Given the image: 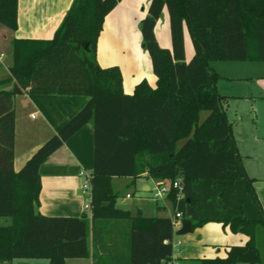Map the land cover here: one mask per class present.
Segmentation results:
<instances>
[{
    "label": "trees",
    "instance_id": "16d2710c",
    "mask_svg": "<svg viewBox=\"0 0 264 264\" xmlns=\"http://www.w3.org/2000/svg\"><path fill=\"white\" fill-rule=\"evenodd\" d=\"M121 1L73 0L51 39L11 40L5 82L13 80L15 87L0 92V218L9 219L0 225V264L13 259L66 264L67 259L89 256L93 264L169 260V219L116 217L125 212L115 208L118 194L112 179L135 180L143 173L156 181H180L181 188L171 189L167 198L192 229L214 222L248 237L244 245L230 247L224 258L196 264H264L258 248L264 212L237 150L224 108L227 98L216 90L219 76L209 66L250 59L253 35L257 58L264 60V0H150L140 32L156 86L142 80L132 95L123 93L118 67L101 68L96 61L104 19ZM164 8L171 50L160 48L154 35ZM17 10L18 0H0V25L15 31ZM185 25L195 51L189 62ZM21 90L85 96L88 101L14 172L13 96ZM88 123L94 130L90 217L36 213L40 166Z\"/></svg>",
    "mask_w": 264,
    "mask_h": 264
},
{
    "label": "crops",
    "instance_id": "0c3cea01",
    "mask_svg": "<svg viewBox=\"0 0 264 264\" xmlns=\"http://www.w3.org/2000/svg\"><path fill=\"white\" fill-rule=\"evenodd\" d=\"M73 0H18L17 29L9 30L0 25V92H10L14 89L13 80L6 81L9 76V67L12 63L11 40L51 39L60 25L65 13ZM150 0H122L105 17L103 29L98 37L96 61L101 68L118 67L122 75L123 93L132 95L135 86L145 80L151 88L156 86V77L151 71L148 53L145 51L140 32L141 21L147 14ZM121 33H125L122 36ZM155 39L160 48L171 50V29L167 8H164L161 17L154 27ZM123 37L124 39H121ZM185 61L189 62L194 56V47L186 25L183 31ZM252 57L244 61H213L240 63V75L231 77L211 68L223 79L237 80L255 85L253 80L264 79L260 75L262 66H248L251 63H264L257 58L254 35L249 39ZM9 57V60H8ZM233 67V66H229ZM228 67V68H229ZM254 69V70H253ZM231 70V68H230ZM221 83V82H220ZM260 83V82H258ZM264 87V85H263ZM239 87H237L238 89ZM216 85L217 92L224 97L237 101L255 98L254 89L241 90ZM85 96L68 95H37L21 90L13 96L14 113V143H13V170L18 172L32 157L37 149L87 103ZM228 121L232 125V133L237 150L247 176L253 180L252 187L257 200L264 212V134L257 131V124L241 126V108L236 104L229 117L228 102L224 103ZM94 159V130L92 124L84 125L55 151L39 168L40 192L39 205L36 213L45 217H75L84 213L87 198L82 194L81 177L84 170L91 173ZM115 179H125L127 182L113 183ZM150 183V184H149ZM161 183L141 174L135 180L132 178L112 179V188L118 194L115 208L125 212L117 218H169L172 215L171 202L164 198L160 202H147V198H133V192L127 188L140 184L143 192H151L155 185ZM126 189V190H125ZM125 190V191H124ZM130 195L129 198L126 196ZM90 217V216H89ZM126 220L122 224L127 226ZM171 222V220H170ZM182 223V221H181ZM181 226L177 229V231ZM176 231V232H177ZM89 239L91 240V232ZM179 241L175 248L174 262L182 260L183 264H196V260L224 258L230 247L242 246L248 241L243 234H234L221 223H207L202 227L192 229L181 239L172 237L171 242ZM168 241L165 240L164 243ZM110 246V244L108 245ZM91 248V245H90ZM172 248V253L174 250ZM13 259L8 264H50L48 259H24L22 262ZM66 264H93L92 257L82 259H67Z\"/></svg>",
    "mask_w": 264,
    "mask_h": 264
},
{
    "label": "rangeland",
    "instance_id": "374dc122",
    "mask_svg": "<svg viewBox=\"0 0 264 264\" xmlns=\"http://www.w3.org/2000/svg\"><path fill=\"white\" fill-rule=\"evenodd\" d=\"M121 34H122V36H125V33H121ZM121 39H124V38L121 37ZM8 60H9V57H8ZM150 63H151V60H150ZM239 64L240 63H238V62L237 63L210 62L209 66L211 68L218 69V71H220V73H224V74L228 73L226 75H229L231 77H238V75H240V73H241L240 71H242V68H243V67L240 68ZM229 66H233V67H229ZM245 66H247L248 69H250V67H248V66H262L263 68L260 69V71H262V72H259V73L262 76L264 75V63H251V64H247ZM230 68H231V70H230ZM151 71H152V65H151ZM253 82H255V85H252L251 83H245V82L239 81V80H237V78H234V79L229 80L227 82L226 79L223 80L219 77V79L216 82V85H218L219 89H221L223 85L228 86V87L230 86V87L234 88L233 90H235V91H236L237 87H239L237 89V91L241 90V88H245L246 90H248L249 88L254 89V91L256 93L255 98L248 99L246 102H243V100H241V101L239 100V101H237V103H235L232 98L227 97L226 101L228 102V107H229L228 113H229V117H230V115L233 111V108L236 107V104L239 105V107L241 108L240 111H241V117H242L240 125L241 126L247 125V126H253L254 127L255 126L254 122H256L255 124H257V126H258V128H257L258 133L260 131V133L263 135L264 134V87H263L264 79L253 80ZM258 82H260V83H258ZM127 181L128 180H125V179H115V181H113V183H115V185H117L118 182H127ZM127 191L133 192V198L134 199L144 197V198L148 199L147 202L148 201L153 202V203L155 202L152 200V196L154 194V191L152 190L151 192H143L140 189V184H137L134 187L127 188ZM160 201L161 200H158L156 202H160ZM169 214L172 215L170 217V218H172L174 213L172 210H170ZM164 219H169V218H164ZM8 220L9 219H7V218H0V225L7 224L9 222ZM169 220H171V219H169ZM176 231L177 230L172 229V237H174L175 239H181L183 236H177ZM258 248H259V251L261 253L262 260L264 262V236L263 235H262V237L259 236V238H258ZM176 252H177V250L175 249L174 252L172 253V255L174 254V256H175ZM17 260H19L17 262H22L24 259H17ZM175 264H183V262H182V260H176Z\"/></svg>",
    "mask_w": 264,
    "mask_h": 264
},
{
    "label": "built area",
    "instance_id": "2783aa9c",
    "mask_svg": "<svg viewBox=\"0 0 264 264\" xmlns=\"http://www.w3.org/2000/svg\"><path fill=\"white\" fill-rule=\"evenodd\" d=\"M79 176L81 177V189L82 194L87 198V201L85 203V209L89 211V216L91 215V199H92V182H91V174L85 172L84 170H81L79 173ZM180 181H174L172 183L170 182H161L154 186L153 191L154 194L152 196L153 201L163 200L168 196V193L171 191V189H180ZM127 198L130 197V195L126 196ZM181 198L180 195H177L176 201H179ZM173 217L171 218V226L172 229L177 230L181 226V213L178 211H173ZM180 244L179 241L171 242V246L173 249H175ZM3 264H8L6 262H3ZM162 264H175L174 260L170 258L169 260L163 262Z\"/></svg>",
    "mask_w": 264,
    "mask_h": 264
},
{
    "label": "water",
    "instance_id": "95a60500",
    "mask_svg": "<svg viewBox=\"0 0 264 264\" xmlns=\"http://www.w3.org/2000/svg\"><path fill=\"white\" fill-rule=\"evenodd\" d=\"M88 48V44L85 45V49ZM192 231V226L189 221H182L181 228L176 232L177 236H183L185 234H188Z\"/></svg>",
    "mask_w": 264,
    "mask_h": 264
}]
</instances>
